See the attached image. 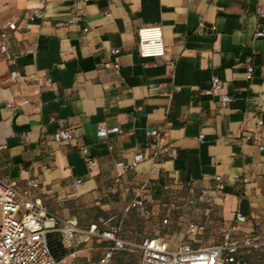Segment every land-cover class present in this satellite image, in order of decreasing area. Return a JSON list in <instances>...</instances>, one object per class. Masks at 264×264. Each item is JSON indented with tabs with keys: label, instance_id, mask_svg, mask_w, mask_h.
<instances>
[{
	"label": "crops",
	"instance_id": "obj_1",
	"mask_svg": "<svg viewBox=\"0 0 264 264\" xmlns=\"http://www.w3.org/2000/svg\"><path fill=\"white\" fill-rule=\"evenodd\" d=\"M33 8L39 12L31 21ZM8 20L17 28L5 41L11 61L0 54L2 181L60 218H75L81 229L119 227V236L136 244L154 236L169 248L264 236V123L257 126L264 122V36H254L264 32V0H0V32ZM154 25L162 28L165 54L141 58L137 29ZM113 48L119 52L110 55ZM213 76L221 89L202 94ZM220 94L230 96L224 107ZM58 122L72 130L71 142H49ZM100 124L123 133L98 138ZM152 128L166 130L163 145L173 157L153 163ZM81 145L96 161L91 169ZM135 152L143 160L134 169L115 167ZM117 171L115 192L96 203ZM30 180L37 186L28 187ZM142 185L144 215L126 210ZM236 212L244 222H235ZM108 244L92 238L72 263L97 260ZM120 252L124 264H138L139 252ZM134 253L136 263L127 260Z\"/></svg>",
	"mask_w": 264,
	"mask_h": 264
},
{
	"label": "built area",
	"instance_id": "obj_2",
	"mask_svg": "<svg viewBox=\"0 0 264 264\" xmlns=\"http://www.w3.org/2000/svg\"><path fill=\"white\" fill-rule=\"evenodd\" d=\"M86 1V0H85ZM258 13L262 12L261 8H257ZM39 12V8H33L29 19L33 21ZM16 24L13 20H8L0 32V54L4 62L9 63L11 57L7 50L6 39L7 32L16 30ZM213 29V27H211ZM137 50L141 58H158L165 54L166 47L163 41L162 28L159 25L142 26L137 29ZM256 37L264 36L263 31L256 32ZM119 52L118 48L110 50V55ZM106 65H112L118 68V64L108 62ZM9 78H17L19 73L16 70L8 74ZM253 76V67L247 66L245 78L251 80ZM47 80H50L49 78ZM222 87L219 77L211 78V86L202 90L204 95H213ZM219 100L221 107L226 106L230 100L227 94H220ZM24 102H27L26 100ZM7 106H11L8 104ZM263 120L257 121V126L263 125ZM122 128L118 126L106 127L103 124L97 126L96 136L105 138L109 134H122ZM148 139H154L156 150L152 155V161L155 163L163 157H173L175 150L170 146H164L166 136L165 129L152 128L146 131ZM21 137L28 141L29 132L24 131ZM201 137V136H200ZM73 132L62 122H58L55 130L50 136L49 142H71L73 140ZM247 139L249 136L246 137ZM39 143H45L40 140ZM111 148V146H109ZM263 146H259L262 149ZM79 152L88 169H91L96 161L90 155L88 147L81 145ZM143 160L140 152H135L132 159L125 164L118 161L115 164L117 169H134ZM156 167L152 165L151 172ZM121 172L117 171L112 182L105 188L103 192H99L96 203H98L105 194L115 192V182L120 177ZM237 177V174H234ZM79 181V180H78ZM215 192L221 193L224 189V183L221 176L216 175ZM28 187H36L37 183L30 180ZM164 189L167 188L165 185ZM190 193L194 192L192 186H188ZM200 196L207 202H211L210 196L204 189L200 190ZM134 209L140 215L147 213V194L145 185L140 186L134 191V196L127 206L126 210ZM246 217L236 212L234 220L236 223L244 222ZM216 229H220L215 226ZM198 228L194 224L188 225V232L196 234ZM119 227H113L108 230H98L96 224L90 225L87 229H81L75 218L63 219L56 214L50 212L39 198L31 197L27 192L20 194L11 183H6L0 179V264H73V258L76 254L88 249L85 245L92 238H100L108 241L109 244L102 249L101 255L97 260L88 259L85 264H111L114 255L120 251H137L140 254L138 264H248L242 255V251L246 249L258 250L264 247V236L254 238H246L244 240L232 241L225 237L223 240L210 246H191L189 244H181L176 248H169L167 242L158 236L145 238L140 244L129 242L119 236ZM56 235L61 243L66 257H56L48 245V236Z\"/></svg>",
	"mask_w": 264,
	"mask_h": 264
},
{
	"label": "trees",
	"instance_id": "obj_3",
	"mask_svg": "<svg viewBox=\"0 0 264 264\" xmlns=\"http://www.w3.org/2000/svg\"><path fill=\"white\" fill-rule=\"evenodd\" d=\"M48 245L56 257L60 258L65 254V251L63 250L61 243L58 240V237L56 235H49L48 236ZM246 250H248V251H246ZM246 250H243L241 253H242L243 257L246 259V261L248 262V264H250V260L245 255L250 253L251 251L263 252L264 247H262L258 250H253V249H246ZM257 259H258V262H261V259H263V253L259 254Z\"/></svg>",
	"mask_w": 264,
	"mask_h": 264
},
{
	"label": "rangeland",
	"instance_id": "obj_4",
	"mask_svg": "<svg viewBox=\"0 0 264 264\" xmlns=\"http://www.w3.org/2000/svg\"><path fill=\"white\" fill-rule=\"evenodd\" d=\"M121 229L122 231H124V227H121ZM66 253L67 251H65V254ZM262 253H263V259H261V262H258L257 258L259 254H262ZM245 256L248 257V259L250 260V264H264V251L263 252L251 251ZM127 260H129L130 262L136 263V261L138 260V253H134L133 255L129 256ZM112 264H124V253H121V252L116 253L112 259Z\"/></svg>",
	"mask_w": 264,
	"mask_h": 264
}]
</instances>
